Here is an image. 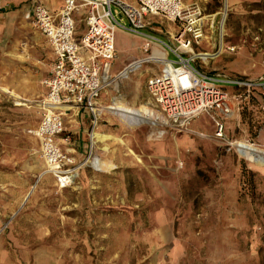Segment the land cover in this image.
Returning <instances> with one entry per match:
<instances>
[{
	"label": "rangeland",
	"instance_id": "obj_1",
	"mask_svg": "<svg viewBox=\"0 0 264 264\" xmlns=\"http://www.w3.org/2000/svg\"><path fill=\"white\" fill-rule=\"evenodd\" d=\"M7 1L21 14L28 6L26 0ZM207 13L206 39L193 50L210 58L194 66L231 79L254 80L264 73V0H248L227 12L224 0H213ZM116 18L127 24L126 18ZM134 48L124 40L117 45L118 66L137 53ZM139 50L140 59L145 58L142 46ZM158 67L142 65L128 80L117 78L105 90V107L121 97L128 107L143 105L152 114L133 129L103 113L106 135L100 134L99 142L106 141L101 146L106 150L98 158L112 170L94 175L90 156L73 160L78 169L73 184L56 185L44 197L60 201L51 206L52 213L74 221L72 236L58 232L51 239L62 249L59 264H264V168L249 166L235 148L236 142L264 148L258 141L264 119L257 107L240 112L223 141L214 134H195L189 125L173 126L146 89ZM206 122L200 117L194 126L203 128ZM38 156L43 161L40 149Z\"/></svg>",
	"mask_w": 264,
	"mask_h": 264
},
{
	"label": "built area",
	"instance_id": "obj_2",
	"mask_svg": "<svg viewBox=\"0 0 264 264\" xmlns=\"http://www.w3.org/2000/svg\"><path fill=\"white\" fill-rule=\"evenodd\" d=\"M31 3L32 24L55 53L51 76L44 81L48 93L40 102L41 123L32 134L40 142L46 172L55 179L59 189L73 184L78 169L57 144L64 128L61 114L53 109L63 103L81 106L91 115L92 126H96L100 113L98 100L117 79L111 74L116 60V31L154 41L174 57V60L146 59L162 65L161 74L150 78L146 89L160 114L171 125L184 128L193 119L207 115L214 124L215 138L223 141L226 121L235 110H242L253 90L261 93L259 112L264 119V77L257 81L231 79L194 66L197 60L210 58L208 54H195L193 50L206 39L205 26L208 24L196 5L185 7L181 0H62L55 15L41 0H31ZM116 16L126 18L127 24L120 23ZM147 16H158L178 25V33L169 35L166 41L144 34ZM78 22L83 24L84 33L76 43ZM147 48L148 45L145 52ZM83 51L86 57L81 55ZM92 133H89L90 153ZM252 156L264 158V148L254 150Z\"/></svg>",
	"mask_w": 264,
	"mask_h": 264
},
{
	"label": "crops",
	"instance_id": "obj_3",
	"mask_svg": "<svg viewBox=\"0 0 264 264\" xmlns=\"http://www.w3.org/2000/svg\"><path fill=\"white\" fill-rule=\"evenodd\" d=\"M126 1L132 2V0ZM181 1L185 7L198 6L206 19L210 18L207 9L211 7L213 0ZM247 1L229 0V8L240 6ZM26 2L27 9L21 14L16 11L10 1L0 0V229L7 224L2 233L0 232V264H59L62 249L59 250V244L52 242L51 239L57 238L58 232L64 233L66 237L72 236L74 221L65 214L52 213L51 206L58 205L59 200L44 198L55 190L56 183L50 175L37 181V177L45 170V163L38 156L40 142L32 134L41 123L40 102L48 93L44 81L51 76L55 53L42 34L33 26V5L31 0ZM41 2L55 15L62 5V0H41ZM206 21L208 23V20ZM144 24V34L162 38L161 40H168L169 35H175L179 31L178 25L168 23L158 16H147ZM166 24L172 27L164 28ZM206 27L207 25L205 29ZM83 33L84 26L78 22L76 43H79ZM123 40L131 43L132 49L135 47L137 53L128 55L123 65L118 66L117 45L122 46ZM146 45L148 48L145 52ZM141 46L146 56L143 59L160 57L169 60L170 53L160 44L141 36L116 31V60L111 71L113 77L120 74L118 79H129L131 73L127 75L128 79H122L121 76L137 61L143 60L140 59ZM81 55L86 57L87 53L83 51ZM145 64L148 63L141 64L140 69ZM158 66V73L152 74L149 78L161 74L162 65L158 64ZM262 77L264 73L254 80H245L257 81ZM4 89L14 93L21 100L14 99L3 92ZM106 100L107 95L103 92L98 100L100 113L95 127L92 126L91 115L81 106L63 103L53 109L61 114L64 128L62 135L57 138V144L61 151L71 157L74 162L84 159L87 155L98 158V152L106 150V148L101 149L106 141L99 142L100 134L106 135V124H103L102 119ZM240 112L235 110L233 116L226 121V137H228L230 124L239 121ZM200 117H205L207 121L203 128L194 126L195 121ZM188 125L195 134L212 135L215 132L214 124L207 115L193 119ZM91 131L95 132L90 153L89 133ZM258 141L264 142V135L260 136ZM102 171L94 169L93 173L96 175Z\"/></svg>",
	"mask_w": 264,
	"mask_h": 264
},
{
	"label": "bare ground",
	"instance_id": "obj_4",
	"mask_svg": "<svg viewBox=\"0 0 264 264\" xmlns=\"http://www.w3.org/2000/svg\"><path fill=\"white\" fill-rule=\"evenodd\" d=\"M224 7L227 12L228 11V0H224ZM225 21H226V14L223 13L222 20L220 23V42H219L220 53H222L224 49L223 36L225 35L224 33L226 30ZM156 59H162V58L157 57ZM150 62L151 61H147L146 59L137 61L133 66L128 68L123 73V75L121 76L122 79L127 78V75L129 73L137 72V70L140 69L141 64L150 63ZM153 62H156V61H153ZM117 77L119 78L120 74ZM2 91L5 93H8L14 99L21 100V98H19L14 93L8 91L7 89H4ZM111 104H112L111 106L106 107L105 109L103 108V111L111 115L118 116L130 128L137 127L140 124L144 123L143 121H141L142 119L152 117L150 110L146 106L139 105L137 108L128 107L127 104L124 103L121 97L112 98ZM65 110L68 111L69 109H65ZM94 132L92 134V138H94ZM235 146H236V151L239 154V156L242 157L246 161V163L249 164V166L255 167V168H264V158L256 159L252 156V152H254V150H260L261 146L259 147L258 145H250L249 143H243V142L236 143ZM91 159L92 158L89 157L88 162L92 161L94 168L97 169L98 171H101L102 169L110 170L112 168L111 165H107L101 162L100 160H98L97 158H94L93 160ZM44 176H48V173L46 172V170L37 177V180H41Z\"/></svg>",
	"mask_w": 264,
	"mask_h": 264
},
{
	"label": "trees",
	"instance_id": "obj_5",
	"mask_svg": "<svg viewBox=\"0 0 264 264\" xmlns=\"http://www.w3.org/2000/svg\"><path fill=\"white\" fill-rule=\"evenodd\" d=\"M235 90L237 91V88H235L234 91ZM252 92L253 93L251 94L248 102L242 106L241 113H244L246 111H250L254 107H257V109L259 111V106L261 103V99H260L261 93L257 90H253Z\"/></svg>",
	"mask_w": 264,
	"mask_h": 264
}]
</instances>
